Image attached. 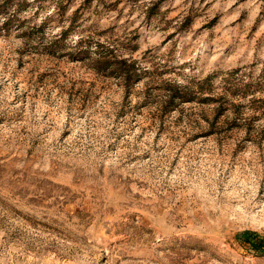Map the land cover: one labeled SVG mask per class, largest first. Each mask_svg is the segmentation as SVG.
<instances>
[{
  "label": "rangeland",
  "instance_id": "1",
  "mask_svg": "<svg viewBox=\"0 0 264 264\" xmlns=\"http://www.w3.org/2000/svg\"><path fill=\"white\" fill-rule=\"evenodd\" d=\"M244 231L264 0H0V264H264Z\"/></svg>",
  "mask_w": 264,
  "mask_h": 264
},
{
  "label": "trees",
  "instance_id": "2",
  "mask_svg": "<svg viewBox=\"0 0 264 264\" xmlns=\"http://www.w3.org/2000/svg\"><path fill=\"white\" fill-rule=\"evenodd\" d=\"M172 99H174V97H172ZM235 239L256 255L264 256V235L258 232L244 231L238 233Z\"/></svg>",
  "mask_w": 264,
  "mask_h": 264
}]
</instances>
